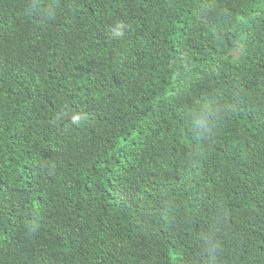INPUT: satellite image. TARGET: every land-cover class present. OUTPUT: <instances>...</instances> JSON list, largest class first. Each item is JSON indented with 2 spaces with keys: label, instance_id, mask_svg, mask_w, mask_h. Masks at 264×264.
I'll use <instances>...</instances> for the list:
<instances>
[{
  "label": "trees",
  "instance_id": "1",
  "mask_svg": "<svg viewBox=\"0 0 264 264\" xmlns=\"http://www.w3.org/2000/svg\"><path fill=\"white\" fill-rule=\"evenodd\" d=\"M0 264H264V0H0Z\"/></svg>",
  "mask_w": 264,
  "mask_h": 264
}]
</instances>
